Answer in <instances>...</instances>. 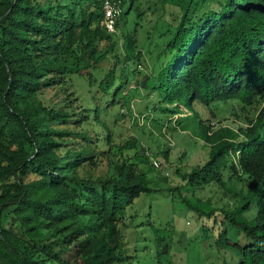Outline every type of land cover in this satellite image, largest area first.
<instances>
[{
  "label": "trees",
  "instance_id": "1",
  "mask_svg": "<svg viewBox=\"0 0 264 264\" xmlns=\"http://www.w3.org/2000/svg\"><path fill=\"white\" fill-rule=\"evenodd\" d=\"M105 1L0 0V264H132L127 210L159 193L204 230L189 241L180 231L193 251L181 264H264V107L238 130L207 124L202 109L264 98V0H118L114 33L102 26ZM72 75L93 94L80 121L90 130L57 129L70 113L38 99ZM132 101L147 118L160 114L152 118L160 125L191 110L211 152L184 185H153L140 167L148 151L117 163L109 178L79 175L102 146L115 149L118 114L133 117ZM212 185L230 194L227 204L200 197ZM174 220L143 221L156 245L145 263L175 264L167 258L176 254L177 231L167 238Z\"/></svg>",
  "mask_w": 264,
  "mask_h": 264
},
{
  "label": "rangeland",
  "instance_id": "2",
  "mask_svg": "<svg viewBox=\"0 0 264 264\" xmlns=\"http://www.w3.org/2000/svg\"><path fill=\"white\" fill-rule=\"evenodd\" d=\"M156 41L157 36L155 35L153 44ZM88 90L89 88L83 78L72 75L62 84L46 88L39 94L38 99L49 108L64 109L70 113L69 123H57L55 126L57 129L72 132L82 131L83 128L90 130V125L80 123L84 119L83 114L87 107L90 106L91 98H93V94ZM131 105L133 117L122 116L121 109V114H118L120 118L118 125L114 127V120L110 119V124L115 130V149L102 146L101 150L107 152L99 154L96 165L86 164L83 166L79 170V175L91 180L109 178L114 175L117 163H121L126 157L135 159L136 155L140 156L148 151L150 153L149 163L148 165L140 164V167L146 168L147 177L153 179V185L165 188L184 185L186 183L183 179L184 175L190 173L193 168L205 164L211 152V144L199 136L198 127L193 118H190L191 110L184 108L183 113L170 114L163 122L164 124L160 125L152 119L153 117L161 118L160 114H150L152 117L147 118L146 111L143 114L139 113L140 101H132ZM263 107L264 98H261L251 105L239 100H229L219 102L213 106L212 110L206 107H202V109L203 118L207 124L215 128L226 126L238 130L240 127L247 126L248 122L255 118ZM118 111V107L115 108L112 115L117 114ZM134 118H136L135 121ZM180 119H184L182 124L178 123ZM175 125L177 128L173 129L176 127ZM80 141L82 140L80 139ZM166 150L170 151L169 157H165L163 154V151ZM59 153L64 154L65 151L61 150ZM35 177L30 176L29 178L34 179ZM229 186L237 190H241L243 187L236 182H233V185L229 184ZM225 192V189L212 185L209 189L200 191L199 195L205 200L211 198L214 206L221 207L229 202L230 194ZM188 194L193 201L194 198L191 197L190 191ZM172 215L175 219L173 223L176 229L174 231L169 230L167 238L168 240L173 239V235L177 231L174 237L176 254L171 255L172 249L167 254V258L173 260L175 264H181L187 260L189 254L193 257V251L187 250L184 246L187 242L184 241L183 244H180L182 238L180 233L186 230L187 241L195 239L199 233L204 232L201 224L188 220L190 218L189 210L182 207L179 201L174 202L165 193H159L154 197L137 199L134 205L127 210V217L124 218L126 224L123 225V228L126 242L125 251L130 256H128L126 263L147 264L144 261L148 257L150 258L149 251L155 255L156 245L155 241L152 240L153 233L150 226L145 225L143 221L148 223L150 220L152 223L164 227L168 222L167 220H171ZM133 217H135L134 220ZM82 221L88 222L89 217H84ZM121 223L124 222L121 221ZM216 229L218 230V227ZM135 232H138L136 240L134 238ZM136 257H140V260Z\"/></svg>",
  "mask_w": 264,
  "mask_h": 264
},
{
  "label": "built area",
  "instance_id": "3",
  "mask_svg": "<svg viewBox=\"0 0 264 264\" xmlns=\"http://www.w3.org/2000/svg\"><path fill=\"white\" fill-rule=\"evenodd\" d=\"M105 18L102 22V26L110 33H114L117 30V21L119 16L123 12V7L118 0H106L104 6Z\"/></svg>",
  "mask_w": 264,
  "mask_h": 264
}]
</instances>
